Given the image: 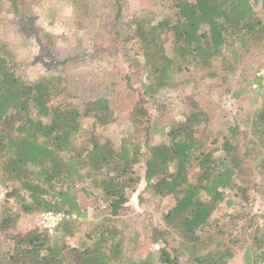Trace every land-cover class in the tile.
<instances>
[{
  "label": "trees",
  "instance_id": "1",
  "mask_svg": "<svg viewBox=\"0 0 264 264\" xmlns=\"http://www.w3.org/2000/svg\"><path fill=\"white\" fill-rule=\"evenodd\" d=\"M70 1L81 21L90 0ZM257 1L165 0L159 20L146 10L123 22L119 1L110 0L111 32L127 64V85L136 77L141 102L154 106L163 92L184 83L241 75L244 56L264 47ZM29 2L39 0H0V11L20 15ZM35 35L39 57L53 66L33 80L18 73L20 63L0 39V188L11 199L0 210V235L11 243L0 246V264H228L240 242L246 264H264V217L251 230L250 241L239 239V233L216 232L219 218H213L220 205L233 207L258 185L264 195V157L251 165L264 153V101L248 129L231 124L214 129L206 114L191 112L163 124V139L156 144L150 133L158 118L147 107L134 108L128 121L143 127L142 136L135 128L115 143L96 132L115 120L111 99L101 95L84 101V113L93 117L91 130L85 129L80 106L65 100V80L53 72L74 57L57 59V35ZM262 81L253 75L249 85L263 93ZM142 180L153 197L168 198L170 205L148 235L156 250L132 258L123 254V245L135 243L136 234L121 213ZM77 192L101 211L79 247L65 242L75 234L78 219H87ZM49 210L77 219L63 220L52 233L39 227L17 231L21 217Z\"/></svg>",
  "mask_w": 264,
  "mask_h": 264
},
{
  "label": "rangeland",
  "instance_id": "2",
  "mask_svg": "<svg viewBox=\"0 0 264 264\" xmlns=\"http://www.w3.org/2000/svg\"><path fill=\"white\" fill-rule=\"evenodd\" d=\"M118 1L123 22L141 11L150 10V15L155 20L162 18L165 13L161 4L165 0ZM109 3L110 0H90L88 15L81 21V17L76 16L78 13L73 14L70 0L29 2L23 7L20 15L0 11V39L10 46L20 63L18 73L33 80L47 73V67L53 66L39 57L41 50L35 32L46 31L58 36L54 46L58 60L74 57L64 65L54 66L53 72L64 78L67 86L64 98L80 106L82 115L79 119L88 131L92 128L93 117L92 112L84 113L83 103L101 95H107L111 99L115 120L107 126L96 127V132L115 143H118L121 136H129L135 130L136 127H132L128 121L130 111L134 108L147 107L149 115L158 118L156 128L150 133L153 144L163 139L159 132L163 124L172 122L173 118L181 119L184 114L191 112L206 114L210 127L214 129H225L227 124L238 125L241 130L249 128L255 108L264 101V92L256 93L252 89L255 85L253 83L249 85V81L264 61V47L244 56L239 69L241 75L236 77L228 73L225 76L219 74L211 80L197 81L195 86L192 83H184L183 87L163 92L160 102L150 106L144 101L141 102L142 96L137 89L138 79L134 77L129 87L124 78L129 71L121 52H118L120 46L111 32L112 17L108 15ZM255 7L264 18L261 0L255 3ZM262 82L264 84V81ZM242 88L246 91L237 97L233 96L234 91ZM136 129L139 132L138 136L141 137L143 127ZM214 140L215 138L211 139ZM238 142H242L241 136L238 137ZM261 156L264 157V153L259 154L257 158L253 157L251 165L257 163ZM254 170L258 171L257 168ZM262 185L264 187V181ZM260 188L258 185V190H249L247 197L237 198L238 203L231 208H225L224 204L220 205L213 215V218H219V228L215 231L221 229L225 236L229 232L239 233V239L250 241L251 230L261 225L264 217V195L261 194ZM77 197L87 211V219L81 221L79 218L75 234L65 240L67 244L75 247L81 246L86 240V234L90 233L91 226L96 221L93 216L101 212L92 207L91 201L82 192H77ZM6 200L11 203V199L6 197L5 190L0 188V210ZM169 205L168 198L153 197L145 181H140L131 192L126 208L121 213L127 227L132 234L134 232L136 234L135 243L134 240L125 241L123 254L138 258L149 250H156L157 245L149 241L148 235L153 226L162 222L161 216ZM37 214L39 213L21 217L16 227L17 231L38 228ZM240 244L241 242L233 247L234 256L228 264H246L244 248L240 247ZM0 246L1 250L6 249L11 243L3 240V236L0 235Z\"/></svg>",
  "mask_w": 264,
  "mask_h": 264
},
{
  "label": "built area",
  "instance_id": "3",
  "mask_svg": "<svg viewBox=\"0 0 264 264\" xmlns=\"http://www.w3.org/2000/svg\"><path fill=\"white\" fill-rule=\"evenodd\" d=\"M255 75L264 78V64L260 66ZM77 216L75 214H67L62 211H43L37 214L36 224L39 228L47 230L52 233L54 228L63 220L75 219Z\"/></svg>",
  "mask_w": 264,
  "mask_h": 264
}]
</instances>
